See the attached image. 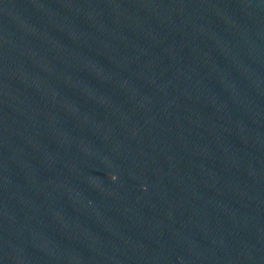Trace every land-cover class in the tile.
<instances>
[{
  "label": "water",
  "instance_id": "95a60500",
  "mask_svg": "<svg viewBox=\"0 0 264 264\" xmlns=\"http://www.w3.org/2000/svg\"><path fill=\"white\" fill-rule=\"evenodd\" d=\"M0 264H264V0H0Z\"/></svg>",
  "mask_w": 264,
  "mask_h": 264
},
{
  "label": "clouds",
  "instance_id": "9594fccd",
  "mask_svg": "<svg viewBox=\"0 0 264 264\" xmlns=\"http://www.w3.org/2000/svg\"><path fill=\"white\" fill-rule=\"evenodd\" d=\"M112 179H114V177H111Z\"/></svg>",
  "mask_w": 264,
  "mask_h": 264
}]
</instances>
